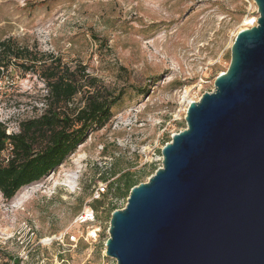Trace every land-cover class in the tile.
I'll use <instances>...</instances> for the list:
<instances>
[{
    "label": "rangeland",
    "instance_id": "1",
    "mask_svg": "<svg viewBox=\"0 0 264 264\" xmlns=\"http://www.w3.org/2000/svg\"><path fill=\"white\" fill-rule=\"evenodd\" d=\"M257 11L253 0H0V41L12 39L44 65L82 67L108 90L125 91L106 126L62 165L11 201L0 192V264L9 263L6 256L21 264H116L104 254L107 211L123 209L127 199L109 185L99 209L101 240L74 247L57 239L76 235V216L98 184L112 180L115 161L148 181L166 136L184 130L189 104L214 90L237 34ZM47 93L39 75L17 62L0 68V122L9 134L45 112ZM78 104L80 98L71 107Z\"/></svg>",
    "mask_w": 264,
    "mask_h": 264
},
{
    "label": "water",
    "instance_id": "2",
    "mask_svg": "<svg viewBox=\"0 0 264 264\" xmlns=\"http://www.w3.org/2000/svg\"><path fill=\"white\" fill-rule=\"evenodd\" d=\"M162 166L110 219L116 264H264V0Z\"/></svg>",
    "mask_w": 264,
    "mask_h": 264
},
{
    "label": "trees",
    "instance_id": "3",
    "mask_svg": "<svg viewBox=\"0 0 264 264\" xmlns=\"http://www.w3.org/2000/svg\"><path fill=\"white\" fill-rule=\"evenodd\" d=\"M15 62L26 73L38 74L46 83L48 93L45 112L19 123L17 133L9 134L5 124L0 122V192L6 201H11L22 188L47 177L92 133L104 128L125 96L124 90L110 91L102 86L97 79L85 74L82 67L72 71L61 61L44 65L27 47H21L12 39L0 41V68L8 69ZM149 92L141 94L149 95ZM79 98L80 104L71 107ZM170 141L166 136L164 143ZM157 169L152 167L151 175ZM110 172L112 180L108 181L107 177L102 180L109 182V191H113L115 197L127 199L132 188L144 179L143 174L124 169L118 161L113 163ZM105 196L92 203L96 211L102 207ZM115 210L110 208L107 216L111 218ZM6 258L7 264H21L18 257Z\"/></svg>",
    "mask_w": 264,
    "mask_h": 264
},
{
    "label": "built area",
    "instance_id": "4",
    "mask_svg": "<svg viewBox=\"0 0 264 264\" xmlns=\"http://www.w3.org/2000/svg\"><path fill=\"white\" fill-rule=\"evenodd\" d=\"M258 18L252 19L246 29L257 26ZM159 160V168L162 166V156ZM108 183H100L91 193L90 200L85 204L82 211L76 216L75 224L79 228L78 232L75 234H63L59 239L58 243L65 245V241L68 245L77 247L78 243L83 240L90 246L96 245L101 240V235L103 233V225L100 218L101 211H96L92 207V203L101 200L105 194L108 193L109 187ZM52 241V240H51ZM104 254L106 256V242H104Z\"/></svg>",
    "mask_w": 264,
    "mask_h": 264
},
{
    "label": "bare ground",
    "instance_id": "5",
    "mask_svg": "<svg viewBox=\"0 0 264 264\" xmlns=\"http://www.w3.org/2000/svg\"><path fill=\"white\" fill-rule=\"evenodd\" d=\"M69 182H70L71 186H73L76 183V177H72ZM23 200H24V198H21V199H19V202H22ZM50 240L51 239H48L47 241L49 242Z\"/></svg>",
    "mask_w": 264,
    "mask_h": 264
}]
</instances>
